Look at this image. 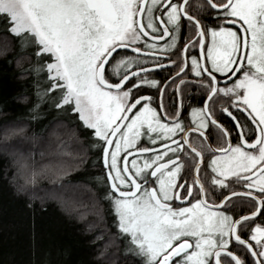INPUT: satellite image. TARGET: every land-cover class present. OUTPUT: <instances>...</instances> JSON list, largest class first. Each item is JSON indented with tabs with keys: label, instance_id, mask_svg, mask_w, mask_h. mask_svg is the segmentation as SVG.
Wrapping results in <instances>:
<instances>
[{
	"label": "snow or ice",
	"instance_id": "snow-or-ice-1",
	"mask_svg": "<svg viewBox=\"0 0 264 264\" xmlns=\"http://www.w3.org/2000/svg\"><path fill=\"white\" fill-rule=\"evenodd\" d=\"M197 8L191 14L190 0H0L7 31L47 58L39 70L47 72L48 92L60 93L56 107L70 108L93 130L106 198L142 264H264V0H204ZM183 22L196 39L181 50ZM197 44L199 57L189 53ZM170 53L179 55L172 60ZM189 57L208 95L186 128L180 111L170 117L163 105L166 86L148 74L176 67L175 83L188 74ZM142 86L161 93L158 109L138 94ZM221 97L236 144L214 114ZM210 125L226 146L211 147ZM192 133L203 138L199 147ZM144 137L151 146H143ZM188 161L192 183H181ZM233 182L244 190L229 191ZM238 198L248 204L239 218Z\"/></svg>",
	"mask_w": 264,
	"mask_h": 264
},
{
	"label": "trees",
	"instance_id": "trees-1",
	"mask_svg": "<svg viewBox=\"0 0 264 264\" xmlns=\"http://www.w3.org/2000/svg\"><path fill=\"white\" fill-rule=\"evenodd\" d=\"M0 16V264H142L119 232L102 148L48 92L47 58Z\"/></svg>",
	"mask_w": 264,
	"mask_h": 264
},
{
	"label": "flooded vegetation",
	"instance_id": "flooded-vegetation-1",
	"mask_svg": "<svg viewBox=\"0 0 264 264\" xmlns=\"http://www.w3.org/2000/svg\"><path fill=\"white\" fill-rule=\"evenodd\" d=\"M204 2V0H190V5H191V14L196 15L199 11V9L197 8L198 4H202ZM212 19L208 18L205 20V23L207 24H212ZM195 34L194 31H191L187 25V22H183L181 31L178 35V39H177V47L179 49H183L184 44L195 40ZM211 42V38L208 37L206 39V44ZM161 45H163L165 43L164 40H161L159 42ZM120 53H124L125 51H127L129 56H135L134 53H131L128 50L125 49H121L118 50ZM189 53L191 55H195L197 57L200 56V47L197 44L195 47L189 48ZM205 53H206V48H205ZM171 55V59L172 60H176L177 56L179 55V53H177L176 55L173 54H169ZM163 63L167 64L168 61L167 59H164L162 61ZM188 64H189V70H188V74L186 76H181L176 78L175 83L171 82L172 77L175 76L176 72L179 70L176 67H172V68H162V69H157L154 72H151L148 74V78L149 79H155L159 82L160 87H165L166 86V90L164 92L163 98H162V102L163 105L168 113V115L174 116L177 112V110L180 111V118L181 121L184 123L185 127H190L192 126V110L194 108H201L204 105V101L207 99V95H208V90L201 87L200 84L197 82L198 78L194 77L191 74L190 71V65H191V59L189 57L188 60ZM148 66L151 67L152 66V62L151 60H149L148 62ZM219 75V74H217ZM113 79H115V76L112 77ZM135 79V78H134ZM181 79H183L185 81L184 84H181L180 81ZM132 84L129 83L128 87H131ZM221 86H223V80L221 78ZM139 95H149L153 98V103L152 106L154 108H159L160 104H161V93L155 89V88H149L147 86H142L141 89L138 92ZM226 103L225 98L221 97L219 99L216 100V103L214 105L215 108V112L214 114L216 115V117L218 118V120L227 128L232 129V143L236 144L237 143V139H236V131L234 129V125L233 122L227 118L224 117L221 113H220V106L221 104ZM237 115H239V113H237ZM241 122L243 123V119L241 120ZM206 135L208 136V143L211 145L212 148H218L221 146H226L219 138H218V133L216 131L215 128H213L211 125L209 126V130L206 132ZM177 139H179V137H177ZM190 140L193 144L197 145V147H199V142L201 140H203L202 137H199L197 133H192V135L190 136ZM143 146H151L150 144H148L147 141V137L143 138ZM206 156V160H210L212 157L211 155L205 153ZM181 160L182 162L184 161V157L181 156ZM191 166V162L188 161L186 162V167L185 169L182 171L181 173V178H180V182L183 183L185 179H187L188 183H192V177H193V173L189 172V167ZM103 169V167H102ZM103 173L105 176V172L103 169ZM201 178L205 179V177L203 176V174H201ZM106 179V176H105ZM107 182V179H106ZM107 187H108V182H107ZM109 190V187H108ZM230 190H235V191H243L244 189L241 187V185H239L238 183L233 182L230 186ZM228 192H225V195H227ZM223 197H220V199H222ZM211 202V201H210ZM216 202L218 203L219 200H216ZM174 207H178V206H187V204L181 205L179 204V202H175ZM243 209V211H242ZM235 211L238 214L237 218H239V215H246L248 214V204L246 201H243V198H238L237 199V203L235 206ZM259 222V221H258ZM241 255V257L243 258L244 256V252L240 251L239 253ZM249 261L251 260L250 256H249Z\"/></svg>",
	"mask_w": 264,
	"mask_h": 264
},
{
	"label": "rangeland",
	"instance_id": "rangeland-1",
	"mask_svg": "<svg viewBox=\"0 0 264 264\" xmlns=\"http://www.w3.org/2000/svg\"><path fill=\"white\" fill-rule=\"evenodd\" d=\"M82 123H83V122H82ZM93 134H94V133H93ZM110 204H111L112 211H113V213H114V215H115L116 226H117V228H118V221H117V217H116V214H115V210H114L113 205H112L111 202H110ZM187 206H188V205H187ZM127 244L129 245V242H128ZM128 249H129V246H128Z\"/></svg>",
	"mask_w": 264,
	"mask_h": 264
},
{
	"label": "water",
	"instance_id": "water-1",
	"mask_svg": "<svg viewBox=\"0 0 264 264\" xmlns=\"http://www.w3.org/2000/svg\"><path fill=\"white\" fill-rule=\"evenodd\" d=\"M120 50H121V49H120ZM128 51H130V50H128ZM130 52H131V51H130ZM101 164H102V167H103V169H104L105 176H106V179H107V171H106V169L104 168L102 156H101ZM107 182H108V181H107ZM108 187H109V185H108Z\"/></svg>",
	"mask_w": 264,
	"mask_h": 264
}]
</instances>
